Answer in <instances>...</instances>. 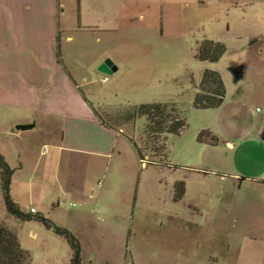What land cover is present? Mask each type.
I'll return each instance as SVG.
<instances>
[{"label": "rangeland", "instance_id": "374dc122", "mask_svg": "<svg viewBox=\"0 0 264 264\" xmlns=\"http://www.w3.org/2000/svg\"><path fill=\"white\" fill-rule=\"evenodd\" d=\"M63 2L64 20L83 29L91 22L96 30L68 48L79 56L67 57L68 68L77 81L91 82H80L82 92L103 123L123 136L111 159L70 158L57 150L67 122L50 128L34 110L31 120L41 126L21 135L4 122L0 155L14 172L12 201L61 229H68L69 216L81 264L94 258L100 260L94 264H264V0ZM205 40L225 47L219 62L198 60ZM101 61L119 73L93 84ZM207 71L224 82L219 107L208 108L224 91L213 81L203 84ZM143 107H152L153 121L142 118ZM168 119L185 120L187 128L167 135ZM86 130L69 139L84 147ZM45 148L49 155L42 157L38 150ZM181 184L185 197L179 199ZM129 189L147 208L132 222L131 214L118 218L102 203ZM78 212L83 216L75 224ZM0 226L18 237L31 264H73L64 238L8 214L1 171Z\"/></svg>", "mask_w": 264, "mask_h": 264}, {"label": "crops", "instance_id": "0c3cea01", "mask_svg": "<svg viewBox=\"0 0 264 264\" xmlns=\"http://www.w3.org/2000/svg\"><path fill=\"white\" fill-rule=\"evenodd\" d=\"M122 4L125 5L126 2ZM66 10L63 0H0V127L4 122L10 127L30 125L31 114L35 110L38 119L48 122L50 128H56V122L63 120L67 122L68 134L75 135L81 128L87 129L89 135L84 147L75 144L65 133L66 141L63 147L57 149L61 153H69L70 158L88 155L103 160L111 159L119 148L123 132H117L103 123L94 104L82 92L80 82H91L88 79L77 81L75 69L70 71L66 60L69 56L79 57L76 51H68V48L73 49L76 45L78 35L93 34L96 30L89 28V21L88 28L83 29L72 17V23L64 20ZM254 43L250 42V46ZM74 62L72 61L73 66H76ZM102 62L95 64L93 84L98 83V79L106 83L108 78H112L99 72V68L105 64ZM225 92L227 93L226 88ZM43 125L47 126L45 123ZM37 126L40 127L41 123ZM72 163L73 159L68 163V170L73 166ZM125 180L123 184H126ZM99 188L102 187L99 185ZM138 199L139 197L134 199L129 189L121 195L102 197V203L114 207L113 216L118 218L131 214L132 222L139 212L143 215L147 213L145 206H139ZM172 201L175 202L174 195ZM180 203L184 204L185 199ZM72 216L71 222L74 223L75 220L76 224L83 215L78 212ZM67 220V230L78 238V231L70 223L69 216ZM168 221L173 223L174 219L170 218ZM80 240L82 241L81 238ZM97 261H100L99 258H94L93 264Z\"/></svg>", "mask_w": 264, "mask_h": 264}, {"label": "trees", "instance_id": "16d2710c", "mask_svg": "<svg viewBox=\"0 0 264 264\" xmlns=\"http://www.w3.org/2000/svg\"><path fill=\"white\" fill-rule=\"evenodd\" d=\"M218 51L220 52L219 54ZM224 53H225V47L212 41H204L200 45L197 58L200 62L217 63L219 62L220 58L223 56ZM212 81L219 84L221 93L224 91V94L222 96H219L221 93L219 95H216L219 96L217 97L219 102L218 101L216 102V106L208 107V108L219 107L225 101L226 98L224 82L222 81L220 75L215 72H209V71L205 72L203 84H207V82H212ZM201 96L204 97V95ZM196 105L198 107H201V109L205 108L204 106H202L201 101L198 102L197 100ZM151 109L152 107H143L139 111L140 114L142 115V118H145L148 122L153 121L152 112H154V110ZM167 124L168 125L170 124V127L165 132V134L167 135L178 136L187 128L185 120L168 119ZM0 171H1V179H2V190L4 193L6 209L8 214L11 215L12 217L17 218L19 221L22 222L35 221L44 224L45 228L50 233H53L54 235H56L61 239L64 238L68 242L73 253L72 263L81 264V254H82L81 246L77 238L70 231L56 227L51 222L47 221L43 216H40L38 214L37 215L24 214L20 210L19 206L12 201L11 185L14 177V172L11 170L6 160L1 155H0ZM180 186L181 187L177 188V196L179 199H182L185 196V188L184 185L182 184ZM0 264H31V256L27 251L23 250L18 237L1 226H0Z\"/></svg>", "mask_w": 264, "mask_h": 264}, {"label": "water", "instance_id": "95a60500", "mask_svg": "<svg viewBox=\"0 0 264 264\" xmlns=\"http://www.w3.org/2000/svg\"><path fill=\"white\" fill-rule=\"evenodd\" d=\"M99 72L107 77H113L115 74L118 73V68L111 61H107L99 68ZM36 129L37 123L36 120L33 119L30 125L16 127L11 131V133H27L35 131Z\"/></svg>", "mask_w": 264, "mask_h": 264}, {"label": "built area", "instance_id": "2783aa9c", "mask_svg": "<svg viewBox=\"0 0 264 264\" xmlns=\"http://www.w3.org/2000/svg\"><path fill=\"white\" fill-rule=\"evenodd\" d=\"M219 99H221V98H219ZM48 153H49V149L48 148L38 150V154L41 155V156H43V157L44 156H47ZM140 161L142 163L143 160H140ZM142 166L145 167V164L142 163ZM102 186H103V183L100 184V187H102ZM31 214L32 215H37L36 211H33V210L31 212Z\"/></svg>", "mask_w": 264, "mask_h": 264}]
</instances>
